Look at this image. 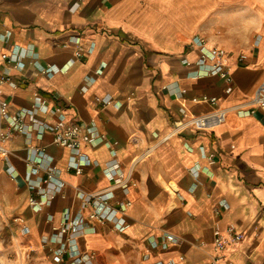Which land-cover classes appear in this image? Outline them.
Returning a JSON list of instances; mask_svg holds the SVG:
<instances>
[{
    "label": "crops",
    "instance_id": "crops-1",
    "mask_svg": "<svg viewBox=\"0 0 264 264\" xmlns=\"http://www.w3.org/2000/svg\"><path fill=\"white\" fill-rule=\"evenodd\" d=\"M197 36L226 50L230 90ZM263 80L264 0H0V218L29 264H212L216 232L232 264H264ZM215 107L219 127L172 133ZM59 117L98 144H55L43 126ZM66 214L84 221L61 234Z\"/></svg>",
    "mask_w": 264,
    "mask_h": 264
},
{
    "label": "built area",
    "instance_id": "built-area-1",
    "mask_svg": "<svg viewBox=\"0 0 264 264\" xmlns=\"http://www.w3.org/2000/svg\"><path fill=\"white\" fill-rule=\"evenodd\" d=\"M191 46H194L198 50V64L199 65H209L211 68V74L219 75L227 82V90H230L233 85V76L229 71L227 64V52L224 48L218 46H210L207 41L201 37H194ZM8 56L4 55L3 59L6 60ZM240 61H244V57L240 56ZM46 74H51L52 70L48 69L45 71ZM197 102H207L213 106L217 105L218 99L216 97L203 96L200 99H195ZM251 107L249 108L250 113H255L258 110H264V80L256 88L252 99ZM8 113L7 104L2 100V92L0 91V115L6 116ZM226 110L223 108L215 107L211 112L192 116L188 121H178L175 122L173 126L172 133H179L185 130L187 127H193L196 131H210L219 127L226 121ZM17 121V126L15 129L23 130V123L19 119ZM45 131L52 133L54 143L72 149L77 155L80 149L86 144L97 145L98 143L93 138V126L92 124H82L79 122L69 121L63 117H59L56 122L51 124H45L43 126ZM9 132H0V162L3 161L8 156V149L6 148L4 142L9 136ZM78 173H81L82 169L77 168ZM51 177L49 174L48 178ZM87 201L95 199L103 206H107L110 196L108 194H88L86 196ZM111 218L108 214L93 212L85 218L87 222L97 221L101 224L109 221ZM84 221V219L72 220L67 214L65 215V224L61 228V234H68L70 231H75L79 225ZM124 224V220L119 223V226ZM232 234V240L234 243L240 242L244 234L237 233L233 228L230 229ZM172 238H167V242L171 241ZM158 244L154 242L152 247H157ZM226 248V242L222 239L220 234L216 232L214 236V257L212 264H232L226 259L224 254ZM66 251L59 252L54 260L56 263L64 262V255ZM83 261L77 259L76 263L81 264Z\"/></svg>",
    "mask_w": 264,
    "mask_h": 264
},
{
    "label": "rangeland",
    "instance_id": "rangeland-1",
    "mask_svg": "<svg viewBox=\"0 0 264 264\" xmlns=\"http://www.w3.org/2000/svg\"><path fill=\"white\" fill-rule=\"evenodd\" d=\"M0 264H29V258L12 238L10 226L0 218Z\"/></svg>",
    "mask_w": 264,
    "mask_h": 264
}]
</instances>
